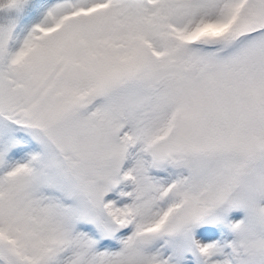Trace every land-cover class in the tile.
I'll return each mask as SVG.
<instances>
[{
	"label": "snow or ice",
	"instance_id": "snow-or-ice-1",
	"mask_svg": "<svg viewBox=\"0 0 264 264\" xmlns=\"http://www.w3.org/2000/svg\"><path fill=\"white\" fill-rule=\"evenodd\" d=\"M0 264H264V0H0Z\"/></svg>",
	"mask_w": 264,
	"mask_h": 264
}]
</instances>
